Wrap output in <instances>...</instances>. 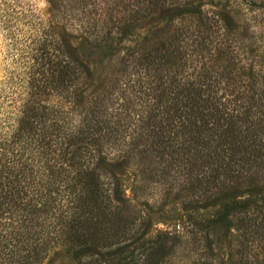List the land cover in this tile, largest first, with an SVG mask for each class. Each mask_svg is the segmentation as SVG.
<instances>
[{"label":"trees","instance_id":"obj_1","mask_svg":"<svg viewBox=\"0 0 264 264\" xmlns=\"http://www.w3.org/2000/svg\"><path fill=\"white\" fill-rule=\"evenodd\" d=\"M71 1L101 17V46L109 52L145 28V34L157 29L148 28L157 9H166L160 12L166 22L197 20L170 35L159 33L153 50L140 53L131 83L140 100L136 108L123 103L116 116L101 101L77 105L83 66L72 53L59 57L42 21L27 22L34 34L26 58L39 75L37 87L64 92L80 118L74 123L71 110L54 105H25L11 138L2 139L7 148L0 150V264H42L54 247L74 264H162L182 236L162 232L147 239L144 221L123 214L117 171L128 167L133 152L160 180L180 179L192 198L183 206L186 233L199 235L209 255L214 241L232 245L236 232L238 248L229 250L226 264H264L263 66L238 67L230 45L210 37L223 27L221 17L210 23L197 0ZM24 18H34L31 9L0 2L5 27ZM92 21L94 31L99 21ZM103 138L126 150L105 157L99 152ZM239 178L243 187L237 192L230 183ZM208 207L212 214L199 213ZM178 225L184 229L183 222Z\"/></svg>","mask_w":264,"mask_h":264},{"label":"rangeland","instance_id":"obj_2","mask_svg":"<svg viewBox=\"0 0 264 264\" xmlns=\"http://www.w3.org/2000/svg\"><path fill=\"white\" fill-rule=\"evenodd\" d=\"M168 1L170 3V0ZM168 1L163 3L168 4ZM0 2L29 8L34 17L20 19L12 23V27H5L0 20V150L6 147L2 139L6 136L7 139L11 138L9 136L15 130L13 126L21 117L25 105L33 107L41 103L46 106L54 105L66 112L71 110L68 116L74 123L80 118L77 105H86L95 100L101 101L105 111L114 116L122 111L121 106L127 101L130 107L136 108L140 95L133 92V87L137 84L132 87L131 83L136 79L132 72L140 53L153 50L152 47L158 41L159 33H162L163 37L166 36L164 33L170 35L176 27L182 25L181 28H187L190 21L197 20L196 17H186L182 21L176 19L166 22L165 13H160L166 12V9L159 12L157 9L149 16L148 27L157 29L145 34V28L141 31L144 33L138 34L137 38L134 36L133 41L123 40L118 44L115 43L109 52L105 46H101L100 38L104 35L105 25L99 21L101 17L94 16L91 10L93 7L81 11L80 7L71 0H0ZM196 2L201 4L202 14L210 18V23L221 17L223 27L214 28L210 37L215 43L222 39L221 42L230 45V51L236 57L234 61L238 67L249 62L255 67L264 68V0H197ZM51 7L53 10L49 14L48 10ZM92 18H97L99 21L94 31L88 25V22H93ZM32 19L43 22V33L46 35L47 31V38L52 36L59 57L64 58L72 53L83 66L85 72L76 87V107L68 103L64 92L54 93L46 84L43 88L37 87L36 79L39 75L33 72L30 60L26 58L30 56L27 52L33 47L30 38L33 37L34 30L30 34V25L27 26V22ZM188 47L191 48L192 43ZM220 48L224 47L221 45ZM158 76L157 74L152 76L151 84L155 83ZM242 78L234 83L230 81L228 84H239ZM16 147V143L10 145V148ZM120 148L122 144L116 146L111 140L103 138L99 152L109 159H115ZM131 154L133 158H127L128 167L117 171L122 202L125 205L122 208L123 214H136L139 218L138 222L144 221L147 239L162 232L182 236L178 246L173 248L161 263L205 264L212 260L214 264L217 262L226 264L229 250L238 248L236 244L239 240L235 239L237 233L234 232L232 245L227 246L226 242L217 244L214 241L213 250L209 255L199 235L195 237L186 233L189 221L183 206L187 207L192 198L181 190L180 179L160 180L156 173L147 170L146 163L138 161L136 153ZM230 186L236 187L235 190L238 192V188L241 190L243 183L239 178L231 182ZM213 209L208 207L199 213L210 215ZM179 222H183L184 229L181 228L182 225L179 227ZM42 264L74 263H71L70 257L65 256L60 247H54L47 253Z\"/></svg>","mask_w":264,"mask_h":264}]
</instances>
